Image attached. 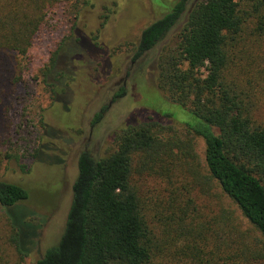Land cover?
Here are the masks:
<instances>
[{"label":"trees","instance_id":"16d2710c","mask_svg":"<svg viewBox=\"0 0 264 264\" xmlns=\"http://www.w3.org/2000/svg\"><path fill=\"white\" fill-rule=\"evenodd\" d=\"M55 1L0 0V52L25 56L45 9ZM160 8V16L141 30L133 60L161 45L154 62L156 86L198 122L183 123L182 138L147 117L121 128L108 154L82 150L62 234L34 264H256L263 259L264 0H169ZM100 19L102 28L108 15ZM57 53L44 75L55 70ZM2 92L0 87V102ZM53 94L56 98L58 90ZM125 94L121 86L113 97ZM105 112L106 107L96 112L91 126ZM196 137L204 143L207 177L259 239L241 227L229 207L200 222L189 203H170L167 211H160L156 221L163 228L156 231L155 215L140 198L134 176L150 163L156 174L164 164L167 171L186 164L192 174ZM194 175V182L206 184L197 180L198 171ZM27 198L22 185L0 177L2 242L20 260L34 249L41 226L29 235L32 221L27 216L16 219ZM4 249L0 247V264Z\"/></svg>","mask_w":264,"mask_h":264},{"label":"rangeland","instance_id":"374dc122","mask_svg":"<svg viewBox=\"0 0 264 264\" xmlns=\"http://www.w3.org/2000/svg\"><path fill=\"white\" fill-rule=\"evenodd\" d=\"M168 4L169 0H56L45 9L25 56L0 52V177L28 191L25 208L16 219L27 216L32 221L29 235L41 225L34 249L20 260L3 245L0 222V247H5L2 264H34L58 242L82 150L100 157L108 154L115 148V135L121 128L147 117L170 126L182 138L183 123L198 122L189 109L169 101L156 86L154 62L161 45L133 60L141 30ZM102 14L108 19L100 28ZM56 50L55 70L44 75ZM121 86L126 94L114 98ZM53 89L58 90L56 98ZM102 107H106L104 117L91 126L93 115ZM193 145L196 164L189 162L194 165L192 174L186 164L171 166L168 171L164 164L162 173L156 174L150 170L155 164L150 163V168L134 176L140 198L155 215L156 231L163 228L156 221L160 211H167L170 203H189L200 222L222 206L229 207L241 227L259 239L236 206L207 177L203 140L196 137ZM20 165L28 172L21 171ZM194 171L202 175L197 180L206 184L194 182ZM256 264H264V256Z\"/></svg>","mask_w":264,"mask_h":264}]
</instances>
